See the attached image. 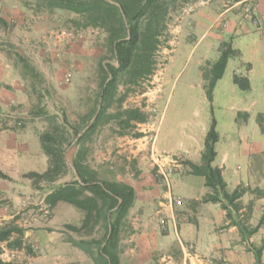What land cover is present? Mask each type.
Masks as SVG:
<instances>
[{"label": "rangeland", "instance_id": "374dc122", "mask_svg": "<svg viewBox=\"0 0 264 264\" xmlns=\"http://www.w3.org/2000/svg\"><path fill=\"white\" fill-rule=\"evenodd\" d=\"M191 1L176 0L169 6L154 73L135 85L125 84L121 78L108 113L120 109L117 99L125 93L122 107L143 106L148 122L153 123L165 103L170 115L185 81H193L189 72L200 52L194 49L184 53L179 45L184 34L177 26L184 6ZM253 2L238 4L252 21L256 18L251 14ZM106 29L93 25L86 14L50 5L49 0H0V147L20 152L19 167L16 163L2 169L6 178H0V228L20 227L24 245L16 249L2 242L1 258L26 264H70L69 257L75 256L67 254L64 242L74 246L73 240L88 242L101 237L99 223L91 230L77 232L67 227H79L83 218L72 205L59 202L50 209L43 201L53 188L76 179L72 161L79 148L84 152L83 163L101 179L124 182L134 168L126 148L128 140L143 134L141 123L124 129L118 119L101 121L89 138L78 141L100 107L101 65L116 64ZM187 41L191 42L189 38ZM214 114L220 124L226 118L217 108ZM45 132L61 143L64 161L60 174L51 181L25 176L30 171L42 173L48 166L49 157L40 141ZM19 186L21 203L10 208L8 191ZM124 226L125 220L123 230ZM15 237L13 232L10 240ZM46 241L55 246L51 252L43 251ZM87 245L95 250L92 241ZM84 254L88 261L82 264H94Z\"/></svg>", "mask_w": 264, "mask_h": 264}, {"label": "crops", "instance_id": "0c3cea01", "mask_svg": "<svg viewBox=\"0 0 264 264\" xmlns=\"http://www.w3.org/2000/svg\"><path fill=\"white\" fill-rule=\"evenodd\" d=\"M228 1L186 3L177 30L184 34L179 44L184 53L200 49L189 72L193 81H185L170 115L165 103L153 123L140 124L143 134L128 140L134 168L124 182L133 188L134 198L117 241L119 264H256L251 246L264 243V0L253 2L254 21L238 8L243 0ZM223 43L238 55L228 59L208 100L201 66L217 59ZM234 74L245 76L249 88L240 89ZM216 108L226 116L221 124ZM212 119L218 139L211 164L220 169L228 192L242 189L235 208L224 199L225 207L204 201L213 190L184 163H202ZM19 160L20 152L0 147L1 170L19 167ZM168 166L167 182L162 172ZM8 199L10 208L21 203L20 186L10 187ZM64 243L67 254L79 258L69 257L70 264L88 261L82 250ZM43 246L50 252L55 247L47 241ZM260 254L264 264V245Z\"/></svg>", "mask_w": 264, "mask_h": 264}, {"label": "trees", "instance_id": "16d2710c", "mask_svg": "<svg viewBox=\"0 0 264 264\" xmlns=\"http://www.w3.org/2000/svg\"><path fill=\"white\" fill-rule=\"evenodd\" d=\"M174 1L176 0H49L50 5L86 14L93 25L105 26L109 35L110 50L116 63H108L105 67L101 65L104 75L100 85V107L78 141L89 138L101 121L118 119L119 125L128 129L136 123L148 120V114L143 110V106L122 107L125 93L117 99L120 109L112 114L107 111L115 101V93L121 78L125 84L135 85L154 73L157 65L155 55L161 37L166 33L168 10ZM237 55L238 50L233 49L228 43H223L217 59L201 67L203 87L208 100L212 99V90L216 81L222 77L228 59ZM232 80L242 90L249 88L245 76L234 74ZM140 135L141 133L137 134ZM217 139L215 121L212 119L204 141L202 163L194 164L187 160L184 163L190 167V173L202 175L205 184L213 190L212 194L203 198L204 201L220 202L222 207H225L222 202L224 199L235 208L237 203L234 201L239 198L242 189L236 188L228 192L220 169L211 164L216 154L214 145ZM40 141L42 149L49 157L48 166L42 173L30 171L25 176L51 181L60 174L64 163L61 143L47 132L40 135ZM83 158L84 152L79 148L72 161L76 179L56 186L44 196L43 201L50 209L58 202H65L83 213L81 225L77 227L68 224L70 230L76 232L85 228L91 230L99 223L103 229L101 237L88 241L95 244V250H92L85 240H73L72 243L84 251L94 264H119L117 241L134 198L133 188L123 181L99 178L95 170L83 163ZM0 178H6L1 170ZM255 229L256 227L251 228L247 232L251 233ZM13 232L17 233V237L10 240ZM22 235L23 230L18 226L1 227L0 254L1 243L4 241L8 247L23 248ZM263 245L264 243L259 247L251 246L256 264H260V250ZM0 264L26 263L7 261L0 257Z\"/></svg>", "mask_w": 264, "mask_h": 264}, {"label": "built area", "instance_id": "2783aa9c", "mask_svg": "<svg viewBox=\"0 0 264 264\" xmlns=\"http://www.w3.org/2000/svg\"><path fill=\"white\" fill-rule=\"evenodd\" d=\"M152 152L155 154V155H159V152L155 151V150H152ZM163 174V178L165 179V181L168 182V179H169V174L171 173V166H168L166 167V169L162 172Z\"/></svg>", "mask_w": 264, "mask_h": 264}]
</instances>
